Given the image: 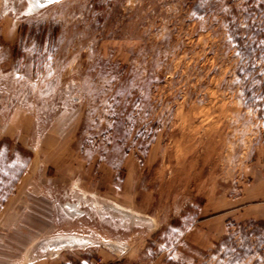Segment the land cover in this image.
<instances>
[{"label":"rangeland","instance_id":"rangeland-1","mask_svg":"<svg viewBox=\"0 0 264 264\" xmlns=\"http://www.w3.org/2000/svg\"><path fill=\"white\" fill-rule=\"evenodd\" d=\"M37 1L0 0L21 264H264V0Z\"/></svg>","mask_w":264,"mask_h":264},{"label":"crops","instance_id":"crops-1","mask_svg":"<svg viewBox=\"0 0 264 264\" xmlns=\"http://www.w3.org/2000/svg\"><path fill=\"white\" fill-rule=\"evenodd\" d=\"M248 190L250 189L246 191ZM0 211L12 214L8 216L9 219L0 221V264H21V216H15L21 213V205L4 204L0 207ZM33 257L29 264L65 263L63 256L57 252L45 253L37 259Z\"/></svg>","mask_w":264,"mask_h":264},{"label":"water","instance_id":"water-1","mask_svg":"<svg viewBox=\"0 0 264 264\" xmlns=\"http://www.w3.org/2000/svg\"><path fill=\"white\" fill-rule=\"evenodd\" d=\"M52 1V0H51ZM89 242L86 238L80 237H56L50 239L43 243L44 248L46 249H57L66 246H78V245H85Z\"/></svg>","mask_w":264,"mask_h":264},{"label":"trees","instance_id":"trees-1","mask_svg":"<svg viewBox=\"0 0 264 264\" xmlns=\"http://www.w3.org/2000/svg\"><path fill=\"white\" fill-rule=\"evenodd\" d=\"M2 143H3V142H2ZM2 143H0V146H2ZM25 170H26V167H23V169L21 170L20 174L18 175L19 178L21 177V175L24 173ZM19 178H18V179H19ZM17 181H18V180H15V181H14V184H16ZM4 201H5V200H4ZM4 201H2V203H3ZM258 223H260V224L263 225V227H264V222L261 223V221H260V222H258Z\"/></svg>","mask_w":264,"mask_h":264},{"label":"bare ground","instance_id":"bare-ground-1","mask_svg":"<svg viewBox=\"0 0 264 264\" xmlns=\"http://www.w3.org/2000/svg\"><path fill=\"white\" fill-rule=\"evenodd\" d=\"M48 0H38L37 1V5H41V4H44L45 2H47Z\"/></svg>","mask_w":264,"mask_h":264},{"label":"snow or ice","instance_id":"snow-or-ice-1","mask_svg":"<svg viewBox=\"0 0 264 264\" xmlns=\"http://www.w3.org/2000/svg\"><path fill=\"white\" fill-rule=\"evenodd\" d=\"M56 2H58V0H56ZM40 6H43L42 4Z\"/></svg>","mask_w":264,"mask_h":264}]
</instances>
